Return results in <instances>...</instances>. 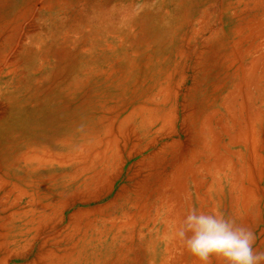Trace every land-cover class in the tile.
Returning <instances> with one entry per match:
<instances>
[{"label": "bare ground", "instance_id": "1", "mask_svg": "<svg viewBox=\"0 0 264 264\" xmlns=\"http://www.w3.org/2000/svg\"><path fill=\"white\" fill-rule=\"evenodd\" d=\"M193 207L264 251V0H0V264H197Z\"/></svg>", "mask_w": 264, "mask_h": 264}, {"label": "clouds", "instance_id": "2", "mask_svg": "<svg viewBox=\"0 0 264 264\" xmlns=\"http://www.w3.org/2000/svg\"><path fill=\"white\" fill-rule=\"evenodd\" d=\"M173 237L197 264H264L253 229L221 212L191 208L174 226Z\"/></svg>", "mask_w": 264, "mask_h": 264}]
</instances>
